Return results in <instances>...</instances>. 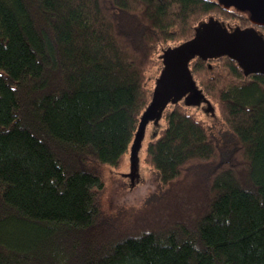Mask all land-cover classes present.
Returning <instances> with one entry per match:
<instances>
[{
	"label": "trees",
	"instance_id": "1",
	"mask_svg": "<svg viewBox=\"0 0 264 264\" xmlns=\"http://www.w3.org/2000/svg\"><path fill=\"white\" fill-rule=\"evenodd\" d=\"M209 16L250 25L216 0H0V264H264V73L227 55L190 61L218 130L167 107L156 191L103 204L149 72Z\"/></svg>",
	"mask_w": 264,
	"mask_h": 264
},
{
	"label": "water",
	"instance_id": "2",
	"mask_svg": "<svg viewBox=\"0 0 264 264\" xmlns=\"http://www.w3.org/2000/svg\"><path fill=\"white\" fill-rule=\"evenodd\" d=\"M224 9H234L246 15L250 25L225 24L215 16H209L194 27L191 38L162 50V68L155 78L152 97L144 109L134 140L130 157L136 160L135 152L147 123L156 119L169 102L178 103L189 94L192 100L207 97L193 76L190 61L197 56L211 59L227 55L235 59L245 74L264 73V0H216ZM189 101H191L189 99Z\"/></svg>",
	"mask_w": 264,
	"mask_h": 264
},
{
	"label": "rangeland",
	"instance_id": "3",
	"mask_svg": "<svg viewBox=\"0 0 264 264\" xmlns=\"http://www.w3.org/2000/svg\"><path fill=\"white\" fill-rule=\"evenodd\" d=\"M207 19V18H204ZM203 20V19H202ZM199 20L197 24L202 22ZM231 25H238L231 23ZM160 66H155L150 72L147 84L154 87L155 78L159 74ZM189 94L180 99L188 112L194 113L205 121L213 131L219 127L220 109L217 102L210 97H202L200 100H192ZM189 99L191 101H189ZM174 102H169L168 108ZM166 125L165 110L156 119L150 120L144 130L135 152L136 160L131 159L128 152L125 162L119 168L106 167L105 174L107 187L103 195L104 207L112 211L120 209L138 208L143 205L146 197L152 195L157 189V175L155 170L145 162L146 146L150 139L159 133Z\"/></svg>",
	"mask_w": 264,
	"mask_h": 264
},
{
	"label": "flooded vegetation",
	"instance_id": "4",
	"mask_svg": "<svg viewBox=\"0 0 264 264\" xmlns=\"http://www.w3.org/2000/svg\"><path fill=\"white\" fill-rule=\"evenodd\" d=\"M259 28V30L262 32V33H264V27H258Z\"/></svg>",
	"mask_w": 264,
	"mask_h": 264
}]
</instances>
